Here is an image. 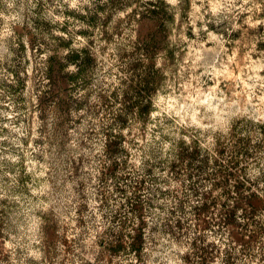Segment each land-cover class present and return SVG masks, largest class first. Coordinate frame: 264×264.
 <instances>
[{
    "label": "rangeland",
    "instance_id": "374dc122",
    "mask_svg": "<svg viewBox=\"0 0 264 264\" xmlns=\"http://www.w3.org/2000/svg\"><path fill=\"white\" fill-rule=\"evenodd\" d=\"M263 173L264 0H0V264H264Z\"/></svg>",
    "mask_w": 264,
    "mask_h": 264
},
{
    "label": "trees",
    "instance_id": "16d2710c",
    "mask_svg": "<svg viewBox=\"0 0 264 264\" xmlns=\"http://www.w3.org/2000/svg\"><path fill=\"white\" fill-rule=\"evenodd\" d=\"M146 4H150V2L147 1ZM138 14H139V18H141V20L146 19V16L149 15V18H150L151 22H153L154 25H155V23L159 22V20H160L159 12L156 10V8L148 9L147 13H145V14H144V12L142 14L141 13H138ZM158 34H159V31H152L151 33H149V35H152L154 41H158L157 40ZM29 41H30V39H29ZM21 45L25 47L26 42L24 40H22ZM87 51H88L87 48H83L82 51L76 50V51L71 52L70 54H68L66 56V58L59 57L58 55H51L48 57V59H46V63L44 65V70H43V75H44V77L48 83V91H47L48 93L47 92L46 93L41 92L39 95H37V103L35 105V107L38 109V111L40 113V118L42 120H44L48 115L47 105L45 104V95L46 94H53L54 91L57 89V87L61 89V88H63L62 87L63 85L64 86L68 85V83L71 81L73 75L70 74L69 72H65V65L70 61H75V59L79 58V56L82 52H87ZM87 56H89L91 58V54H87ZM12 72L13 73L11 75V79L8 80V87L9 88H11L12 90H16L21 85H23V84L26 85L23 77L20 76V73L17 70H14ZM147 107H148V105H144V106H140L139 109L140 110H142L143 108L147 109ZM53 108L56 109L57 107L52 106L51 110H53ZM111 135L114 136L115 139H118V140L121 139L119 134H115V135L111 134ZM109 146H110V148H109L108 153L111 155H114L115 152L112 150L110 143L107 145V147H109ZM117 161L118 160L110 161L109 164L106 165V171H108V170L115 171L116 167L119 165V163ZM261 177L263 178L262 184H260L259 181H257L254 184L250 183L249 181H244V182H236L232 185L231 191L235 192L236 196L238 197V201L239 202H247L249 204L251 213H253V214L264 212V173L262 174ZM126 178H128V177H126ZM143 181H144L143 176L138 177L137 180L135 181V184L133 185L134 192H133V194H131L132 197H129L128 195L125 196L126 197L125 198L126 203L129 202L131 198L137 200V201L131 203V205H130L131 206L130 208H135V210H137V211H141L143 209V204L141 203V199L138 195V191H140L142 186H143ZM116 189L118 192H125V194H126L127 193L126 192L127 183H125L124 185H122V184L118 185ZM237 210H238V206H234L233 208H230L227 211V215H226V218L224 221L225 224H228V225L229 224H232V225L235 224L236 226L240 225V224H237L238 222H236V219H235V217L237 215ZM130 246L135 251V255L138 258L141 254L140 250L143 248L144 242L140 236H136L130 242Z\"/></svg>",
    "mask_w": 264,
    "mask_h": 264
}]
</instances>
